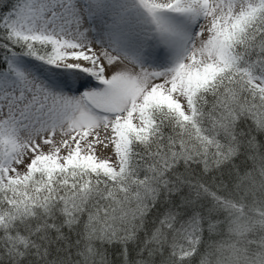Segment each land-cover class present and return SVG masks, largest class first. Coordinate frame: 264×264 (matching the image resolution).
<instances>
[{
  "label": "snow or ice",
  "instance_id": "snow-or-ice-1",
  "mask_svg": "<svg viewBox=\"0 0 264 264\" xmlns=\"http://www.w3.org/2000/svg\"><path fill=\"white\" fill-rule=\"evenodd\" d=\"M4 7L0 264H264V0Z\"/></svg>",
  "mask_w": 264,
  "mask_h": 264
},
{
  "label": "trees",
  "instance_id": "trees-1",
  "mask_svg": "<svg viewBox=\"0 0 264 264\" xmlns=\"http://www.w3.org/2000/svg\"><path fill=\"white\" fill-rule=\"evenodd\" d=\"M9 2H11V0H9ZM0 11H7V8L6 7L0 8Z\"/></svg>",
  "mask_w": 264,
  "mask_h": 264
},
{
  "label": "rangeland",
  "instance_id": "rangeland-1",
  "mask_svg": "<svg viewBox=\"0 0 264 264\" xmlns=\"http://www.w3.org/2000/svg\"><path fill=\"white\" fill-rule=\"evenodd\" d=\"M157 51L159 52L160 50H159V49H157Z\"/></svg>",
  "mask_w": 264,
  "mask_h": 264
}]
</instances>
